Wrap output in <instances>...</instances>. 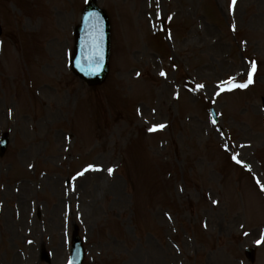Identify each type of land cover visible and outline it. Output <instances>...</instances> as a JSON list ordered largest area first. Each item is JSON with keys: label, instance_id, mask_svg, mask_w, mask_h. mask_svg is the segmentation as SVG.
<instances>
[{"label": "rangeland", "instance_id": "374dc122", "mask_svg": "<svg viewBox=\"0 0 264 264\" xmlns=\"http://www.w3.org/2000/svg\"><path fill=\"white\" fill-rule=\"evenodd\" d=\"M96 2L89 87L82 0H0V264H64L73 228L84 264H264V0Z\"/></svg>", "mask_w": 264, "mask_h": 264}, {"label": "water", "instance_id": "95a60500", "mask_svg": "<svg viewBox=\"0 0 264 264\" xmlns=\"http://www.w3.org/2000/svg\"><path fill=\"white\" fill-rule=\"evenodd\" d=\"M87 9H95V6L93 3H90L88 5ZM89 10H86L84 12L83 16V23L81 28H77L76 30V43L78 45V40L84 41V45L80 48L81 50L76 51V54L74 56V60L72 62V67H73V72L77 74L81 79H83L87 84L89 85H96L99 84L103 81V77H105L107 73V59H108V54H109V26L108 22L106 20V15L104 12L99 11L104 19V25L102 26V23L100 19H98L96 16L92 18L89 16L88 12ZM96 20V21H95ZM90 31H87V30ZM90 46L85 47L87 43H90ZM88 48V54L86 55L87 58V63L85 66L81 67V58L83 51H85ZM94 54L97 61L100 62L102 59V63H92V56L91 54ZM7 139L4 138L3 145H2V151L6 147V142ZM76 247V252L78 250L82 251L81 248V243L80 241L75 238L73 241V246ZM249 259L253 260L252 257V251L246 253ZM82 257L78 256V261H81Z\"/></svg>", "mask_w": 264, "mask_h": 264}, {"label": "snow or ice", "instance_id": "6c2138e0", "mask_svg": "<svg viewBox=\"0 0 264 264\" xmlns=\"http://www.w3.org/2000/svg\"><path fill=\"white\" fill-rule=\"evenodd\" d=\"M231 2H232L233 5L235 4V0H231ZM255 70H256L255 69V64L253 63L251 71L248 72V81H247V83H242V84L235 85V86L244 88V87H247L248 84L252 83V72H254ZM161 75H164V73L162 72ZM199 87H203V86L201 85ZM227 90H231V89H227ZM233 159H235V157H233ZM108 171H109V173H111L112 169H108ZM262 239H264V237H262ZM258 243H259V241H258Z\"/></svg>", "mask_w": 264, "mask_h": 264}]
</instances>
